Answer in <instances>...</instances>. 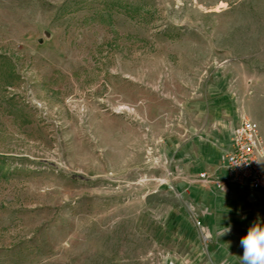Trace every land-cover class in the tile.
Returning <instances> with one entry per match:
<instances>
[{"label":"rangeland","instance_id":"1","mask_svg":"<svg viewBox=\"0 0 264 264\" xmlns=\"http://www.w3.org/2000/svg\"><path fill=\"white\" fill-rule=\"evenodd\" d=\"M244 118L264 0H0V264H241Z\"/></svg>","mask_w":264,"mask_h":264},{"label":"built area","instance_id":"2","mask_svg":"<svg viewBox=\"0 0 264 264\" xmlns=\"http://www.w3.org/2000/svg\"><path fill=\"white\" fill-rule=\"evenodd\" d=\"M264 140L260 126L255 121L244 118L233 129L230 146L225 153V181L264 195ZM207 180L206 171L200 173Z\"/></svg>","mask_w":264,"mask_h":264},{"label":"clouds","instance_id":"3","mask_svg":"<svg viewBox=\"0 0 264 264\" xmlns=\"http://www.w3.org/2000/svg\"><path fill=\"white\" fill-rule=\"evenodd\" d=\"M231 226H222L219 236L230 234ZM243 248L241 264H264V224L259 221L253 223L240 240Z\"/></svg>","mask_w":264,"mask_h":264},{"label":"crops","instance_id":"4","mask_svg":"<svg viewBox=\"0 0 264 264\" xmlns=\"http://www.w3.org/2000/svg\"><path fill=\"white\" fill-rule=\"evenodd\" d=\"M229 146H230V144H229Z\"/></svg>","mask_w":264,"mask_h":264}]
</instances>
